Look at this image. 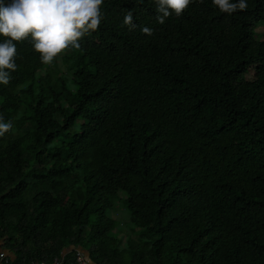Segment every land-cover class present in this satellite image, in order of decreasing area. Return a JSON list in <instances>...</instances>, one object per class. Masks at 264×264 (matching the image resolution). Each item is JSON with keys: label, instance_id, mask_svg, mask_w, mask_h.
I'll return each mask as SVG.
<instances>
[{"label": "trees", "instance_id": "1", "mask_svg": "<svg viewBox=\"0 0 264 264\" xmlns=\"http://www.w3.org/2000/svg\"><path fill=\"white\" fill-rule=\"evenodd\" d=\"M247 5L193 2L161 25L153 0H104L99 29L63 55L70 81L17 43L0 83L12 264H79V250L88 264H264V0ZM122 191L141 234L127 246L108 213Z\"/></svg>", "mask_w": 264, "mask_h": 264}, {"label": "clouds", "instance_id": "2", "mask_svg": "<svg viewBox=\"0 0 264 264\" xmlns=\"http://www.w3.org/2000/svg\"><path fill=\"white\" fill-rule=\"evenodd\" d=\"M156 7V21L164 24L166 18L183 15L193 2L204 0H153ZM104 0H0V83L8 85L11 72L16 71L17 43L30 41L39 53L43 64H51L66 49L80 48V40L99 29L104 19L101 11ZM220 12L232 15L247 10V0H212ZM123 24L129 30L137 27L132 11L124 16ZM143 34L153 35L147 26ZM13 125L0 117V137Z\"/></svg>", "mask_w": 264, "mask_h": 264}, {"label": "rangeland", "instance_id": "3", "mask_svg": "<svg viewBox=\"0 0 264 264\" xmlns=\"http://www.w3.org/2000/svg\"><path fill=\"white\" fill-rule=\"evenodd\" d=\"M257 39H264V23H261L256 32ZM71 54V49H66L63 53L59 54L56 59L58 65L64 70L66 78L70 81L72 79L73 72L68 69V66L64 64L63 55L69 56ZM247 79H253L251 76L246 75ZM126 198V193L121 192L119 197H114L112 199L113 207L109 210V216L117 221V227L110 232L113 236H118L122 239V245L128 244V241L133 240L134 242L141 241V234L139 228L132 225L130 221L129 210L123 201Z\"/></svg>", "mask_w": 264, "mask_h": 264}, {"label": "built area", "instance_id": "4", "mask_svg": "<svg viewBox=\"0 0 264 264\" xmlns=\"http://www.w3.org/2000/svg\"><path fill=\"white\" fill-rule=\"evenodd\" d=\"M85 252L83 250H79L77 253V261L79 264H88V259L85 256ZM62 258L55 257L51 262L42 261V260H33L28 264H61ZM0 264H12L11 259L5 252L0 253Z\"/></svg>", "mask_w": 264, "mask_h": 264}, {"label": "crops", "instance_id": "5", "mask_svg": "<svg viewBox=\"0 0 264 264\" xmlns=\"http://www.w3.org/2000/svg\"><path fill=\"white\" fill-rule=\"evenodd\" d=\"M0 253H1V247H0ZM6 254H8V255H9V253H8V252H6Z\"/></svg>", "mask_w": 264, "mask_h": 264}]
</instances>
